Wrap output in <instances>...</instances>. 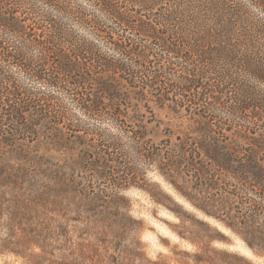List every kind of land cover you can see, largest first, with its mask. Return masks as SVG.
Returning a JSON list of instances; mask_svg holds the SVG:
<instances>
[{"label": "trees", "instance_id": "trees-1", "mask_svg": "<svg viewBox=\"0 0 264 264\" xmlns=\"http://www.w3.org/2000/svg\"><path fill=\"white\" fill-rule=\"evenodd\" d=\"M24 80L64 93L83 114L107 116L137 159L156 165L194 207L264 254V0H0V142L6 145L33 132L21 121L27 112L34 121L77 120L57 95ZM150 102L189 121L188 129L167 128L155 142L138 113ZM53 134L65 142L58 128ZM94 134L103 149L93 164L97 176L69 174L71 185L61 183L53 193L93 195L85 212L100 227L91 245L102 264H158L141 251L138 220L122 210L123 197L105 187L121 188L138 171L120 136ZM64 178L62 169L52 174L56 182ZM77 207L72 220L83 211ZM37 216L33 244L40 251L29 264H69L55 258L47 239L52 229ZM65 226L54 233L65 234ZM220 253L223 264H250L241 254Z\"/></svg>", "mask_w": 264, "mask_h": 264}, {"label": "rangeland", "instance_id": "rangeland-1", "mask_svg": "<svg viewBox=\"0 0 264 264\" xmlns=\"http://www.w3.org/2000/svg\"><path fill=\"white\" fill-rule=\"evenodd\" d=\"M78 32L91 38L85 31ZM100 46L119 57L118 53L108 49L109 44L104 41H100ZM24 82L57 95L71 112L76 113L78 122L52 114V117L34 121V112H27L21 121L34 133H18L8 145L0 142V264H29L28 257L40 251L33 244L35 234L32 229L38 222L37 215L42 224L52 229L47 239L53 244L55 258H67L65 261L69 264H77L78 261L80 264H102L91 245L99 242L100 227L95 215L85 212L87 207L92 206L93 195L84 199L71 190L59 194L52 190L61 183L64 187L70 186L69 174L82 175L85 180L97 176L93 164L103 157V149L94 129H105L120 136L121 150L138 171L132 178L135 180L121 188L112 190L108 185L105 187L108 193L122 196V210L138 220L137 238L147 259L158 261V264H213L212 261L223 264L220 252L230 251L243 255L250 264H264V254L252 252L240 234L194 207L159 173L156 165L145 166L141 159H137L128 137L114 128L107 116L90 117L79 111L64 93L44 83ZM142 105L138 112L142 116L139 118L146 124L155 142L164 138L167 128L179 134L191 124L153 102L148 107ZM58 121L60 123L57 124ZM69 124L70 128L74 124L78 126L74 128L76 130H69ZM54 128L61 131L65 142L53 134ZM59 169L64 172L62 182L52 179V174ZM177 183L181 184V180ZM54 195L59 196V206L52 200ZM77 206L83 211L77 220H72L70 218L77 217L73 208ZM53 208H59L63 216L54 213ZM59 224L66 225L63 235L54 233ZM64 240L66 245L60 247ZM79 241L81 245H76ZM12 249L24 251V257L15 255Z\"/></svg>", "mask_w": 264, "mask_h": 264}]
</instances>
